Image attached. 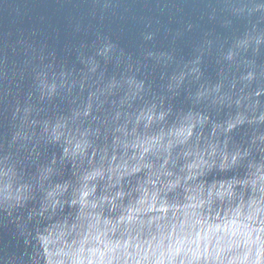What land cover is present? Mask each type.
<instances>
[{"label":"water","instance_id":"95a60500","mask_svg":"<svg viewBox=\"0 0 264 264\" xmlns=\"http://www.w3.org/2000/svg\"><path fill=\"white\" fill-rule=\"evenodd\" d=\"M0 264H264V0H0Z\"/></svg>","mask_w":264,"mask_h":264}]
</instances>
